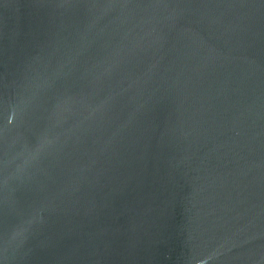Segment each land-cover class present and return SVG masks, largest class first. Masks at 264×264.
<instances>
[{
  "label": "water",
  "instance_id": "water-1",
  "mask_svg": "<svg viewBox=\"0 0 264 264\" xmlns=\"http://www.w3.org/2000/svg\"><path fill=\"white\" fill-rule=\"evenodd\" d=\"M0 264H264V0H0Z\"/></svg>",
  "mask_w": 264,
  "mask_h": 264
}]
</instances>
